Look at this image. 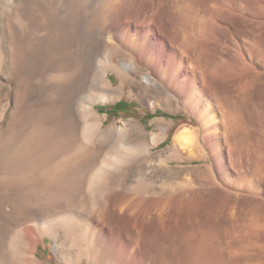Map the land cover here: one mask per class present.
Here are the masks:
<instances>
[{
  "label": "rangeland",
  "instance_id": "rangeland-1",
  "mask_svg": "<svg viewBox=\"0 0 264 264\" xmlns=\"http://www.w3.org/2000/svg\"><path fill=\"white\" fill-rule=\"evenodd\" d=\"M98 1L0 0V210H6L0 264H28L27 235L17 250L13 245L18 233L67 214L75 227H60L57 238L44 234L38 242L42 264H114L116 237L139 246L153 264H264V38L235 24L236 49L253 65L247 68L228 59L223 28L217 27V39L207 33L202 64L209 68L217 55L210 117L200 103L166 87L149 65L135 67L118 53L132 73L109 71L121 94L95 101L105 136L86 141L81 112L89 87L82 79L107 51L102 27L114 0H104L103 11ZM94 39L101 51L89 59ZM147 79L165 95L149 90ZM120 100L128 103L123 109L100 108ZM184 126L193 135L191 154L173 141ZM106 161L107 173L91 188ZM179 193L197 196L200 224L167 229L156 223L154 206L135 227L117 218L121 204L133 201L141 209L149 199ZM212 208L214 222L205 217ZM99 222L106 231L105 263L95 235Z\"/></svg>",
  "mask_w": 264,
  "mask_h": 264
},
{
  "label": "bare ground",
  "instance_id": "bare-ground-1",
  "mask_svg": "<svg viewBox=\"0 0 264 264\" xmlns=\"http://www.w3.org/2000/svg\"><path fill=\"white\" fill-rule=\"evenodd\" d=\"M114 1L106 13V17L104 15L105 25L102 27L104 30L106 29L107 38H109L107 49L105 47L107 51L98 60L96 66L93 69L91 67L89 72L84 75L85 78L82 79V83L84 82L89 87L88 92L84 94L88 97L82 104L81 112L84 120L83 138L86 141L92 140L93 142L94 139H101L105 136V131L102 130L103 120L98 118V113L94 109L95 101L97 99L107 100L110 95L121 94V89L114 86L109 78V71L114 69L119 73L126 72L127 75L132 73V70L128 68V63H122L125 58L119 60L116 58L118 53H124L131 65L135 67L142 68L144 64L149 65L154 75L165 82L166 87H173L180 95H186V100L191 99L194 103H200V107L210 117V113L216 110V104L212 101L214 99H211V95H216L212 83L217 80V55L216 61L209 68L202 64L203 52L200 47L203 43L208 42L207 37L211 35L207 36V33H214L215 39H217V27L223 28L226 34L223 37L222 45L227 48L228 59L240 62L242 65L244 63L247 68L253 65L244 54L239 53L236 49V47L240 48L241 43L234 32L235 24L239 22L238 24L246 30L248 29L250 32L254 30L253 35L256 37L264 38V0ZM103 3L104 0L98 1V11H103ZM215 42L217 46V41ZM101 45V42L96 39L90 42L88 46L89 59L96 57L101 51ZM194 46L196 48H193ZM236 54L237 57H235ZM174 63L175 68L173 67ZM225 66L228 67V62ZM149 80L147 79L148 82L145 83L149 90L159 95H165L161 88ZM224 115L225 119L231 122L232 114L228 113V110ZM90 117L94 118L90 119ZM261 135H264L263 131ZM193 140L191 129L188 126L182 127L173 137L174 143L188 154L194 151ZM209 140H213L211 135ZM108 165L106 161L92 175L89 184L91 188H95L100 177L102 178L107 173ZM95 189L97 190V188ZM148 202H150L149 206L141 209H139L140 206L133 204V201L132 204L130 202L121 204V210H116L117 218L124 225L127 222L130 226L135 227L139 221L147 220L150 208L154 206L157 211L156 223L163 224L165 228L171 230L189 223L200 224V219L204 215L196 195L187 196L185 193H179L171 197L160 196L149 199ZM5 212L6 210H0V215ZM171 212L173 215L170 214ZM207 212L205 217L214 222L217 218L216 209H208ZM71 215L47 218L40 221L35 229H23L13 241L14 248L18 249L20 238L25 233L27 235V243L24 245L26 246V261L28 264H42L37 256L38 242L44 234H51L57 238L56 233L60 227L65 229L75 227V218ZM105 232L101 223H97L95 235L102 247L100 259L102 263L106 262L108 255ZM113 239L111 257L114 264H153L147 259V256L145 257V253L139 246L131 247L130 241H127L126 238L116 237ZM198 250L200 251V248Z\"/></svg>",
  "mask_w": 264,
  "mask_h": 264
},
{
  "label": "trees",
  "instance_id": "trees-1",
  "mask_svg": "<svg viewBox=\"0 0 264 264\" xmlns=\"http://www.w3.org/2000/svg\"><path fill=\"white\" fill-rule=\"evenodd\" d=\"M127 104L128 103H126V101H124V100H120V101H118L117 103H115L114 105H113V107H100L101 109H106L107 111H109V108H114V109H118V108H120V109H123V107H125V106H127Z\"/></svg>",
  "mask_w": 264,
  "mask_h": 264
}]
</instances>
